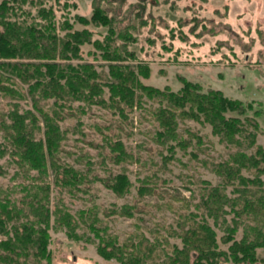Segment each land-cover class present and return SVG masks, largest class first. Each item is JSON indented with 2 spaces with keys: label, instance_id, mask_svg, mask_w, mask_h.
Here are the masks:
<instances>
[{
  "label": "trees",
  "instance_id": "trees-1",
  "mask_svg": "<svg viewBox=\"0 0 264 264\" xmlns=\"http://www.w3.org/2000/svg\"><path fill=\"white\" fill-rule=\"evenodd\" d=\"M92 5L89 18L76 16V20L83 25L91 22L106 26L108 33L102 40L92 39L87 28L74 29L69 18L58 22L52 6L45 5L43 0L0 1V92L10 98L29 97L32 105V109L19 112L15 104L7 113L8 119H0L3 135L0 157L9 154L19 168L36 171L37 180L18 199L0 191V264H52L48 248L52 215L54 226L65 229L69 237L75 238L74 216L61 206L53 209L50 206L51 188L43 183L49 174L56 187L70 193L82 190L81 185L87 184L91 175L119 197L127 194L132 186L125 171L99 176L88 162L83 170L59 162L58 153L64 139L59 123L64 118V109L71 108L70 103L74 101L98 105L112 110V115L119 114L122 123L135 107H142L148 100L158 103L146 110L159 127L156 135L160 141L178 140L179 122L190 119L209 124L213 135L237 148L212 168L222 178V184L204 182L200 186L199 201L194 205L197 210L202 207L215 223L226 211L224 206L229 207L234 221L225 227L227 234L222 240L229 245L226 250L219 249L214 228L203 217L198 218L197 212H189L178 220V230L174 233L180 246L175 243L169 246L167 239H164L166 245H156L144 235L120 242L116 235L98 226L93 216L87 227L99 239L97 253L121 264L255 263L256 249L264 248V180L261 178L264 148L256 144L259 132L256 115L261 109H254V101L230 98L219 89L203 90L199 82L184 77L180 78L182 85L176 91L168 86L160 89L144 84L140 77H148L149 67L142 62L129 63L136 58L128 49V43L135 41L132 26L115 30L113 18L104 8L94 1ZM117 39L122 40L118 45L114 43ZM85 43H91L106 61V73L91 62H72L81 57L80 47ZM50 99L52 108H43L41 102ZM249 111H253L252 116L248 115ZM227 112L237 115L228 116ZM240 115H244V121ZM116 125L122 127L119 123ZM103 127L110 129L111 124ZM38 130L42 135L37 137ZM104 136L102 144L89 143L105 148L102 159L114 164L137 159L118 136ZM192 137L196 136L192 134ZM179 143L183 140H178ZM169 150L172 152L173 148L169 146ZM162 158L163 161L178 160L173 154ZM3 173L0 167V174ZM145 181L136 188L138 202L136 199L119 208L104 209L105 216L133 217L135 212L143 211L138 204L140 199L159 195L152 178L146 176ZM227 185L232 186L234 195L225 192ZM175 199L184 205L189 202L184 197ZM84 214L83 210L78 213L81 221ZM240 218L249 219L250 224L246 225L241 239L236 240L233 234Z\"/></svg>",
  "mask_w": 264,
  "mask_h": 264
},
{
  "label": "rangeland",
  "instance_id": "rangeland-1",
  "mask_svg": "<svg viewBox=\"0 0 264 264\" xmlns=\"http://www.w3.org/2000/svg\"><path fill=\"white\" fill-rule=\"evenodd\" d=\"M43 1L45 5L52 6L58 22L69 18L74 29H89L92 39L102 40L108 28L91 22L83 25L76 20V16L89 18L93 1L113 18L115 30L131 25L135 41L128 43V49L135 53L136 58L129 63L135 65L142 62L149 67L148 77H140L144 84L160 89L168 86L176 91L182 85L180 78L184 77L199 82L203 90L219 89L230 98L254 101V109H261L256 115L259 123L256 144L264 148V0ZM121 42L117 39L114 43L118 45ZM80 48L81 57L72 59V62H91L106 73V61L101 59L99 51L91 43H85ZM104 96L107 97V92ZM52 103V99L41 102L45 109H51ZM15 104L19 112L32 109L29 97L10 98L0 92V119L7 120V113ZM70 104L71 108L64 109V118L59 123L64 132L58 153L59 162L78 170H83L88 162L99 176L125 171L132 186L127 194L119 197L90 174L91 180L81 185L82 190L70 193L56 187L52 175L45 177L43 183H48L51 188V208L61 206L77 222L76 236L71 238L65 229L54 226V215L51 216L48 248L52 264H121L115 259H104L97 253L99 239L87 227L93 216L98 226L116 235L120 242L136 240L144 235L156 245H166L164 239H167L169 246L174 243L180 246V240L174 233L178 230L177 222L182 215L197 212L198 218L203 217L214 228L219 249H227L229 243L222 240L227 234L225 227L234 221L233 212L225 205L226 211L215 223L202 207L197 210L194 205L199 201L200 186L204 182L222 184V178L212 168L236 147L213 135L209 124L190 119L178 124V140H183L185 146L178 144V140L160 141L156 135L159 127L152 122L146 110L158 106L155 101L148 100L142 107H135L122 123L119 114H110L112 110L80 101ZM252 112L249 111L248 115L252 116ZM226 115L237 114L227 112ZM240 118L244 121V115ZM104 124H111V128H104ZM105 134L114 138L118 136L137 159L120 164L102 159L105 148L102 150V147L89 143L102 144ZM40 135L42 132L38 130L37 137ZM0 142H3L2 131ZM169 146L173 148L172 152ZM170 154L178 160L163 161L162 156ZM0 167L4 171L0 174V191L11 198L26 195V189L37 182L36 171L19 168L9 154L0 157ZM243 173L249 175V172ZM146 176L152 178L159 195L141 198L138 204L143 211L135 212L133 217L105 216L104 209L119 208L136 201V188L146 183ZM261 178L264 180V174ZM231 188V185L224 188L230 196L234 195ZM176 197H184L189 202L184 205ZM81 210L85 211L82 221L78 217ZM238 222L233 234L236 240L241 239L246 225L250 224L249 219L240 218ZM256 257L252 264H264V248L256 249ZM224 264L233 263L227 261Z\"/></svg>",
  "mask_w": 264,
  "mask_h": 264
}]
</instances>
